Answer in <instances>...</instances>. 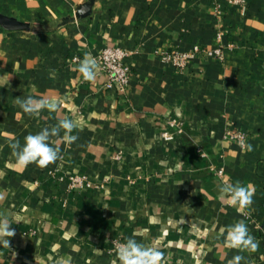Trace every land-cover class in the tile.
I'll return each instance as SVG.
<instances>
[{"label": "crops", "instance_id": "0c3cea01", "mask_svg": "<svg viewBox=\"0 0 264 264\" xmlns=\"http://www.w3.org/2000/svg\"><path fill=\"white\" fill-rule=\"evenodd\" d=\"M0 12L30 24L0 25V210L16 232L0 264H112L113 240L129 237L159 242L167 264H227L237 254L264 264V0H245L243 13L228 0H0ZM218 31L233 44L222 58L199 55L178 70L155 53L215 46ZM106 45L121 47L131 67L124 93L75 70ZM28 96L63 104L29 116L14 100ZM65 117L79 139H50L62 159L20 165L8 145ZM231 124L246 132L244 146L226 136ZM53 171L95 187L68 190ZM225 177L255 189L250 208L221 198ZM241 220L255 253L224 243L222 230Z\"/></svg>", "mask_w": 264, "mask_h": 264}, {"label": "clouds", "instance_id": "9594fccd", "mask_svg": "<svg viewBox=\"0 0 264 264\" xmlns=\"http://www.w3.org/2000/svg\"><path fill=\"white\" fill-rule=\"evenodd\" d=\"M76 71L80 74L84 81L92 82L96 79L99 71V64L91 53H85L83 59H79ZM15 103L29 116L39 117L41 111L47 110L50 113L59 112L63 101L50 99L48 97L26 98L17 97ZM77 128V122L67 117L60 119L54 126L45 127L35 134H28L24 137L23 145L17 140L8 146L12 150V155L22 166L35 163L39 167L44 168L55 163L58 159H62L60 148L50 143L52 137H59L63 132V141L68 145L76 142L79 137L73 135V131ZM247 150L251 151L252 146L248 145ZM184 181L181 182V184ZM180 184V185H181ZM218 192L227 204L238 209L250 208L253 204V196L255 189L251 185H243L240 181L235 183L229 182L225 177L218 185ZM3 197L0 196V200ZM129 218H133V213L129 211ZM14 217H11L6 211L0 210V246L10 248V238L16 235L15 229L12 228ZM224 243L226 247L238 250L239 253L249 252L255 253L259 249V241L250 234L246 223L241 220L225 230ZM116 260L112 264H167V260L163 251L159 247V242L155 245H145L138 242L135 238L129 237L124 242L118 243L115 249ZM15 257V253L13 258ZM71 258H61L57 264H70ZM245 261L243 255L237 254L227 261V264H241ZM247 264V261H245Z\"/></svg>", "mask_w": 264, "mask_h": 264}, {"label": "built area", "instance_id": "2783aa9c", "mask_svg": "<svg viewBox=\"0 0 264 264\" xmlns=\"http://www.w3.org/2000/svg\"><path fill=\"white\" fill-rule=\"evenodd\" d=\"M228 1L232 4L237 5L241 13L244 12L245 0ZM215 12L217 16H221L219 6L215 8ZM216 40L217 44L212 47H203L196 44L193 45L191 48L185 50L167 48L156 49L155 53L163 61L170 62L176 69L182 70L187 66L188 61L196 56L202 55L222 58L223 48H231L233 46L231 42L227 43L225 46L221 44L219 31L216 33ZM124 54L125 52L121 47L106 45L102 47L97 54L93 55V57L96 58L100 66L97 74L104 76L103 85L106 88L116 87L120 93H124L126 91V87L128 85L131 75V67L128 62L124 60ZM167 123L169 127H174L176 132H180L182 129L181 121L176 118H169L167 120ZM225 133L226 136L231 140L238 142V144L242 146L245 145L247 134L241 128H238L231 124L226 128ZM171 134L172 132H169V130L167 129H164L161 132L163 138L166 139L171 138ZM209 167L213 172L218 175H221L223 173V169L220 166L214 167L213 165H210ZM51 174L58 181H63L64 179H66V188L68 190H78L95 187V184L83 175L70 174L67 177H64L63 175L58 174L54 171L51 172ZM113 242L115 249L118 243H122L118 240H113Z\"/></svg>", "mask_w": 264, "mask_h": 264}, {"label": "water", "instance_id": "95a60500", "mask_svg": "<svg viewBox=\"0 0 264 264\" xmlns=\"http://www.w3.org/2000/svg\"><path fill=\"white\" fill-rule=\"evenodd\" d=\"M89 9V4L83 5L82 13ZM0 25L6 29H29L30 24L13 16H9L0 12Z\"/></svg>", "mask_w": 264, "mask_h": 264}]
</instances>
